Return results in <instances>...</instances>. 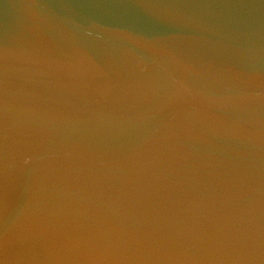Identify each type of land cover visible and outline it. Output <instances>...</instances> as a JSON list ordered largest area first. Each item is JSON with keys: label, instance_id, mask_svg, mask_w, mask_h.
<instances>
[{"label": "water", "instance_id": "95a60500", "mask_svg": "<svg viewBox=\"0 0 264 264\" xmlns=\"http://www.w3.org/2000/svg\"><path fill=\"white\" fill-rule=\"evenodd\" d=\"M16 2L0 0V135L5 113L9 135L30 139L44 110L59 108L78 114L80 126L38 139L37 158L47 162L73 145L93 158L46 173L38 163L17 170L10 161L7 180L0 171V264H88L64 254L57 235L88 231L136 233L191 257L121 264H227L182 236L178 197L211 199L237 226L256 229L242 264H264V144L219 134L199 115L198 99L169 95L172 77L183 73L214 85L213 95L264 96V0H40L46 21L12 40ZM157 14L178 15L165 23ZM81 52L88 64L74 67ZM253 105L251 117L264 121V102ZM150 139L159 152L186 159L190 185L178 183L190 178L182 173L168 174L177 183L144 187L131 179L135 154Z\"/></svg>", "mask_w": 264, "mask_h": 264}, {"label": "clouds", "instance_id": "9594fccd", "mask_svg": "<svg viewBox=\"0 0 264 264\" xmlns=\"http://www.w3.org/2000/svg\"><path fill=\"white\" fill-rule=\"evenodd\" d=\"M9 15L12 29L10 38L17 40L23 31L38 26L41 21H46L49 10L47 5L41 3L40 0H18L9 9ZM177 15L157 14V19L170 23L175 21ZM172 60L175 65L181 63L174 56ZM81 64H88L87 56L83 52L77 55L74 67ZM230 71V69L226 70L221 75L227 78ZM212 79L219 81L220 76L213 73ZM250 79H255V77H250ZM213 91L216 89L211 83L201 84L196 80L189 81L181 73L172 77L169 95L181 102L190 98L198 99L201 102L198 108L199 115L219 134L239 141L264 144V121H256L250 115L254 100L264 102V96L213 95ZM155 95L156 90L153 88L149 100ZM215 109L220 111H215ZM41 121L42 126L31 133L30 139L22 138V134L10 136L5 113L4 129L0 135V171L3 172L6 180L10 178V161L15 162L17 170H24L29 165L38 163L41 165V172L44 173L54 165L60 169H71L87 167L92 162L93 154L90 149L85 146L76 150L79 145L65 147L61 153L54 154L53 158L47 162L39 160L34 146L38 139L41 141L52 139L54 131L59 127L76 129L80 126L78 114L59 108L44 110ZM170 126L171 122L165 125V127ZM179 134L174 131L168 139H174ZM156 143H158L157 140L150 139L136 152L131 165L134 171L131 179L140 182L139 186L144 187L145 182L151 186L152 183L161 179L171 181L169 173H182L190 178L178 183L190 185L194 177H192L191 170H185L186 159L174 149L166 153L159 152L154 147ZM175 210L187 221L181 234L189 244L195 242L205 246L213 261L242 264L245 259L243 253L246 249H250L256 229L250 230L237 226L221 205L207 198L192 200L178 197ZM260 230H264V224L260 225ZM57 235L64 242L61 249L64 254L84 258L88 264H106L109 258L116 264L149 258L154 261L191 258L185 251L173 253L151 242H141L138 235L132 232L88 231L75 235L63 233ZM132 241L140 243L141 246L139 248L130 247Z\"/></svg>", "mask_w": 264, "mask_h": 264}]
</instances>
